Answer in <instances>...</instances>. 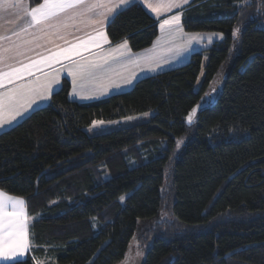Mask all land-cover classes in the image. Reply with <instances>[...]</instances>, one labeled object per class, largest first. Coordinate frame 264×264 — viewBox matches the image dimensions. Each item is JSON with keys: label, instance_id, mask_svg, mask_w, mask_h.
Returning <instances> with one entry per match:
<instances>
[{"label": "trees", "instance_id": "trees-1", "mask_svg": "<svg viewBox=\"0 0 264 264\" xmlns=\"http://www.w3.org/2000/svg\"><path fill=\"white\" fill-rule=\"evenodd\" d=\"M262 19L264 0H194L184 30L222 41L98 101H72L66 79L0 133V190L24 199L31 219L27 264H127L135 241L133 264H264ZM107 34L138 53L159 22L134 3ZM149 111L146 122L86 132Z\"/></svg>", "mask_w": 264, "mask_h": 264}, {"label": "snow or ice", "instance_id": "snow-or-ice-1", "mask_svg": "<svg viewBox=\"0 0 264 264\" xmlns=\"http://www.w3.org/2000/svg\"><path fill=\"white\" fill-rule=\"evenodd\" d=\"M134 2L135 0H39L35 6H31L29 0H0V12L16 9L18 19L28 17L19 30H12L11 35H0V128L12 125L13 122L19 124L30 109L35 111L33 105L38 108V100H48L55 92L54 85L60 83L61 70H66L72 77L74 91L78 81L81 86L85 82L102 86L104 81L110 79L115 64L125 67L130 63H143L150 71H155L159 67V61L154 57L137 56L132 59L127 55L131 49L126 39L111 49H103V45L110 43L105 26L111 25ZM140 3L149 8L157 19L162 9H181L159 22L165 43L171 45L177 35H187L189 41L204 38L199 33L186 34L183 31L181 15L184 6L190 5V0H166L163 4L140 0ZM237 10H240L239 7ZM8 23L14 21L9 20ZM240 32L239 27H234L232 37L238 38ZM25 34L30 39H22ZM213 35L223 38L222 34ZM58 41H63V44ZM208 42H213L211 36L208 37ZM35 49H44L45 54L38 55V58L28 57V62L21 59ZM125 56L126 60L121 59ZM55 65L61 67L45 72V68L52 69ZM27 77L35 79H26ZM127 82L131 83V80ZM81 95L82 98H87L83 93ZM201 107L202 105H197L188 114L186 119L189 124ZM25 203L23 199L0 190V264H27L25 256L31 245ZM137 255H140L139 251Z\"/></svg>", "mask_w": 264, "mask_h": 264}, {"label": "crops", "instance_id": "crops-1", "mask_svg": "<svg viewBox=\"0 0 264 264\" xmlns=\"http://www.w3.org/2000/svg\"><path fill=\"white\" fill-rule=\"evenodd\" d=\"M193 1L194 0H190V5H185L184 6V11H186L187 9L192 7ZM149 2L150 3L160 2V3L163 4V3H166V0H149ZM134 3L141 4L144 7V9L154 19H156L158 22H160V20H163V19H166V18L170 17L171 15H174L176 12L181 11V9H179V8H173L171 11H165V10L162 9L161 15H160L159 19H157L156 15L154 13H152L149 8H147L144 4L140 3V0H135ZM31 6H35V5H31ZM184 11H183V14H184ZM20 15L23 16V13H21ZM182 15H181V19H182ZM27 19H28V17H26V16H23L22 19H18L17 18V10L16 9H12L9 12H0V35H11L12 30H19V28L21 26H23V24L25 23V21ZM9 20L14 21V23H8ZM181 25H182V22H181ZM107 26L108 25L105 26L106 33H107ZM183 31H184V28H183ZM186 34H190V33H186ZM193 34H195V33H193ZM200 34H201V36L204 37L203 39L191 40V41H189V38H188L187 35H183V36H185L183 39H180V37L182 35H177L176 38H175V41L171 45H169V44L164 42V33H162L161 30H160L159 37L157 38V40L154 42V44L150 48H148V49H146L144 51L138 52V53H134L131 50V52L128 53L127 55L131 56L132 59H135L137 56H140V57L152 56L156 60L159 61V67H157L155 71L162 72V71L170 70L169 69L170 68L169 65H171V64H169V61L163 62L164 64L162 65L161 59L163 57H165V56H169L167 54L172 55L173 51L178 50L179 47H180L179 46V41L180 40H183V42L185 44H189L188 45V55H190V57L194 53H197V52L204 51V50L208 49L212 44H214L215 42L221 40L219 35H213V36L210 35V34H215V32H201ZM220 34H222V33H220ZM74 35H81V33H74ZM209 36L212 37V41H213L212 43L208 42V37ZM222 36L224 38L223 34H222ZM71 38L72 37H70V39ZM14 39H15V37H14ZM22 39H30V37L25 34V35L22 36ZM109 41H110V39H109ZM58 43L63 44V41H58ZM116 45H118V44H113L110 41L109 44L103 45V49L104 50H108V49H111V48L115 47ZM128 47H129V45H128ZM169 48H171L172 50L169 51L168 50ZM93 51H96V50L94 49ZM40 54H45V50L44 49H35L34 51L28 52L27 56L26 57H22L21 59H23L25 62H28V57L38 58V55H40ZM121 59L126 60L127 56L121 57ZM204 63H206V58H204ZM181 66H183V65H181ZM60 67H61L60 65H55V66H53L52 69L45 68V72H51V71H54L55 68H60ZM113 67H114V71L110 74V79L104 81V84L102 86H98L96 84L89 83V82H85L83 84V86H81L80 82L78 81L77 84L75 85V91H74V85H73V82H72V77L67 74L66 70H61V72H60V83H59V85H54L55 92L59 91L61 89L64 80L67 79L70 82V84H71V91H70V96L69 97H70V99L72 101H76V102H79V103L93 102V101H98V100H102V99L106 98V97H103V98H98L97 99V97H100L104 92H106L107 87H110V89H116V88H119V87L120 88L128 87V84L126 83V79L128 78V75H129L130 72H133L136 75H138V73L141 72L142 73V77L141 78L155 75V74L152 73L153 71H150L149 68L146 65H144L143 63H141L140 65H136V64H131L130 63V64H127V66H125V67H121L120 65L115 64V65H113ZM174 68H177V67H173L171 69H174ZM160 72H158V73H160ZM37 75H42V73H37ZM120 76H122V77L120 78ZM26 79H35V77H27ZM18 83H19V81H18ZM9 87H11V85H9ZM129 89L130 88H127L124 91H127ZM118 91H120V90H118ZM121 91L124 92L123 90H121ZM81 93H83V95L86 96L87 98H82ZM116 93H121V92H114L113 94H116ZM113 94H111V95H113ZM52 95L46 101H39L38 100L37 101L38 108L47 105L50 102ZM38 108H37V105H33V109L36 110ZM32 112H33V110L30 109L29 113H26L23 119L28 117ZM23 119H20L19 122H21ZM16 124H17L16 122H13L12 125H5L3 128H0V133L10 129L11 127L15 126ZM25 207H26V203H25ZM26 212L28 214L27 208H26ZM28 231H29V222H28ZM27 254H28V252L26 253V256H27ZM26 256H25V258H26Z\"/></svg>", "mask_w": 264, "mask_h": 264}, {"label": "rangeland", "instance_id": "rangeland-1", "mask_svg": "<svg viewBox=\"0 0 264 264\" xmlns=\"http://www.w3.org/2000/svg\"><path fill=\"white\" fill-rule=\"evenodd\" d=\"M260 27L264 29V19L261 20ZM184 33H190V34L199 33L200 34L201 32H193V33H191V32H186L184 30ZM215 34H220V33H216L215 32ZM210 35L213 36V34H210ZM184 37L185 36L182 35L180 37V39H183ZM222 40L223 39H221L220 41H222ZM220 41H217V42H220ZM184 44L185 43L183 42V40H180L179 41V46H180L179 49L176 50V51H173L172 55L167 54L169 56L163 57L161 59L162 65L164 64L163 62L169 61V64H171V65H169V67H170L169 69H171L173 67H179V66L184 65L187 62H189L190 58H191L190 55H188V45L189 44H185V45ZM158 72H160V71H153L152 73L153 74H158ZM121 77L122 76H120V78ZM141 77H142V73L141 72L138 73V75H136L133 72H130L129 75H128V78L126 79V83L128 84V87H125V88H120L119 87L120 89L119 88L110 89V87H107L106 92H104L100 97H97V99L98 98H103V97L107 98V96L109 97V95L113 94L114 92H122L121 90L124 91L127 88H131L136 83V81L138 79H140ZM129 79L131 80V83L127 82ZM118 90H120V91H118ZM146 113H147V115H145V113L136 114L134 116H130V117L119 119V120H115V121H96L90 127H88L86 129V132L88 133V135L94 136L96 134H102V133H106V132H109V131L117 130V129H120V128L129 127V126H133V125H136V124H139V123H143V122L148 121L151 118V116L154 115V112H152V111H149V112H146ZM30 221H31V219L28 220L29 223H30ZM137 247H138V244L135 241L133 246H132V248H131V252H130L131 253V260L126 262L127 264H133L132 263V259H134L135 256H137V257L141 256V252L137 249ZM138 251H139L140 255H137Z\"/></svg>", "mask_w": 264, "mask_h": 264}, {"label": "water", "instance_id": "water-1", "mask_svg": "<svg viewBox=\"0 0 264 264\" xmlns=\"http://www.w3.org/2000/svg\"><path fill=\"white\" fill-rule=\"evenodd\" d=\"M196 117H197V114L194 115V117H193V122H192L191 124H193V123L196 122ZM186 120H187V119H186ZM187 123H188V121H187ZM188 124H189V123H188ZM191 124H189V125H191Z\"/></svg>", "mask_w": 264, "mask_h": 264}]
</instances>
